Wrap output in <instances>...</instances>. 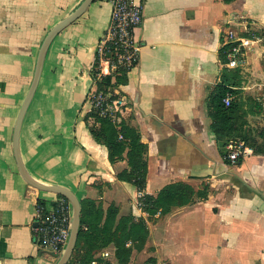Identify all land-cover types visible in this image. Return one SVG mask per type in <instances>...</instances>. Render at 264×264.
<instances>
[{
    "label": "crops",
    "instance_id": "crops-1",
    "mask_svg": "<svg viewBox=\"0 0 264 264\" xmlns=\"http://www.w3.org/2000/svg\"><path fill=\"white\" fill-rule=\"evenodd\" d=\"M83 0H0V264H55L40 249L34 227L39 202L60 195L20 176L13 155L15 119L30 87L48 31ZM138 61L118 88L146 146L144 195L167 185L189 188L190 200L148 215L137 188L118 179L126 154L110 162L83 117L95 94L91 69L110 21L111 0H94L51 43L24 116L20 150L27 171L45 183L92 199L118 216L143 219L148 237L129 264H264V0H135ZM248 41L245 64L228 68L220 49L226 31ZM253 34V35H251ZM103 73L110 72L106 63ZM224 69H238L232 86L238 121L251 152L225 158L231 138L211 129L207 101ZM36 243V244H35Z\"/></svg>",
    "mask_w": 264,
    "mask_h": 264
},
{
    "label": "trees",
    "instance_id": "trees-1",
    "mask_svg": "<svg viewBox=\"0 0 264 264\" xmlns=\"http://www.w3.org/2000/svg\"><path fill=\"white\" fill-rule=\"evenodd\" d=\"M224 1L230 3L234 0ZM225 40L226 38L223 36L222 41L225 42ZM231 47L232 44H225L221 47L220 59L222 63H226V54ZM108 56L112 55L108 54ZM98 59L97 52L91 69L96 87L95 93L111 94L108 101L121 118V123L116 125L109 117L99 116L94 109L85 113L83 121L95 140L106 147L110 162L121 159L126 154L128 168L118 174V179L143 191L147 176L146 146L141 142L140 134L127 124L132 116L128 112L126 103L119 99L117 91L119 86L127 83L129 69L117 67L109 74L103 75L100 74ZM98 74H100L99 77ZM239 77L238 69L232 71L224 69L221 82L214 89L207 104L208 114L212 120L211 129L216 137L219 140L241 139L245 143L247 137L244 136V123L238 121L240 115L236 103L233 100L229 106H225L223 103V98L227 93L233 95L232 86L239 83ZM226 144L227 142L225 147ZM254 151L264 153L260 150ZM188 190V187L181 184L167 185L156 198L145 195L142 200V208L148 215H153L159 210L167 212L170 205H183L190 200ZM80 205L79 233L73 254L67 264H129L132 250L141 251L143 249L148 237V229L143 219H135L131 216L119 217L116 206L110 205L103 208L92 199H82ZM38 206H43V202H39ZM110 244L115 246L116 263L101 262L94 254ZM145 264H156V261L151 258Z\"/></svg>",
    "mask_w": 264,
    "mask_h": 264
},
{
    "label": "built area",
    "instance_id": "built-area-1",
    "mask_svg": "<svg viewBox=\"0 0 264 264\" xmlns=\"http://www.w3.org/2000/svg\"><path fill=\"white\" fill-rule=\"evenodd\" d=\"M112 10L108 28L102 37L98 48V61L100 74L103 73L102 63H106L109 71L117 67L131 70L136 65L140 47L134 39V29L142 22V5L135 0H111ZM225 44H232L226 54V67L238 68L245 64L248 41L238 38L234 31L229 30L225 35ZM112 48V49H111ZM108 54L112 56H108ZM108 72V74L110 73ZM98 74V77L100 76ZM111 94L95 93L90 99V109H94L101 117H109L113 123L119 125L121 118L116 114L108 98ZM233 95L227 93L223 98L225 106H229ZM225 158L232 163L244 159L251 150L241 139H231L226 144ZM144 193L137 190L139 206L143 207ZM72 220V207L70 202L59 197L51 207L37 206L34 233L41 250L57 261L61 256L69 239Z\"/></svg>",
    "mask_w": 264,
    "mask_h": 264
},
{
    "label": "water",
    "instance_id": "water-1",
    "mask_svg": "<svg viewBox=\"0 0 264 264\" xmlns=\"http://www.w3.org/2000/svg\"><path fill=\"white\" fill-rule=\"evenodd\" d=\"M94 0H83L80 5L72 11L69 15L64 17L61 21H59L57 24H55L46 34L45 38L43 39V42L40 46L37 60L35 64L34 74L33 78L30 84V87L27 91V94L20 106V109L18 111L17 117L15 119V123L13 126V134H12V149H13V155L14 159L17 165L18 172L20 176L23 178V180L30 186L46 192H51L57 195H60L64 198H66L72 207V220H71V230L69 239L67 241V244L61 254V256L57 259L55 264H67L70 260L75 244L77 241L78 233H79V227H80V213H81V205H80V199L78 196L69 188L64 187L62 185L58 184H51V183H45L43 181H40L36 178H34L26 169L23 159L21 156V150H20V131L22 122L24 119V116L26 114V111L35 95V92L37 90L43 64L45 61V57L47 54V51L55 39V37L62 32L65 28H67L69 25H71L74 21L79 19L87 10L89 5ZM37 226V223H35V227Z\"/></svg>",
    "mask_w": 264,
    "mask_h": 264
},
{
    "label": "rangeland",
    "instance_id": "rangeland-1",
    "mask_svg": "<svg viewBox=\"0 0 264 264\" xmlns=\"http://www.w3.org/2000/svg\"><path fill=\"white\" fill-rule=\"evenodd\" d=\"M228 31H226V33H227ZM225 33V34H226ZM235 33V32H234ZM235 35L237 36V34L235 33ZM251 35H253V34H251ZM238 37V36H237ZM239 38V37H238ZM135 250H137V249H133L132 250V253H131V255H130V258H129V261L131 260V256L134 254V251ZM139 252V251H138ZM114 253H115V246H114V244H110L109 246H107L106 248H104V249H101V250H99V251H96L95 252V254H94V256L97 258V259H100L101 260V262H110V263H113V262H115L116 263V260H115V255H114ZM149 259H151V258H149ZM128 260V259H127ZM148 261V260H147ZM146 261V262H147ZM145 262V263H146Z\"/></svg>",
    "mask_w": 264,
    "mask_h": 264
},
{
    "label": "bare ground",
    "instance_id": "bare-ground-1",
    "mask_svg": "<svg viewBox=\"0 0 264 264\" xmlns=\"http://www.w3.org/2000/svg\"><path fill=\"white\" fill-rule=\"evenodd\" d=\"M225 156V155H224ZM36 244V243H35Z\"/></svg>",
    "mask_w": 264,
    "mask_h": 264
}]
</instances>
